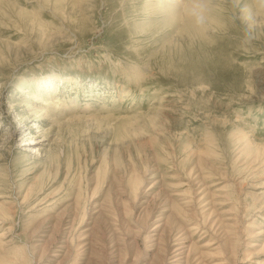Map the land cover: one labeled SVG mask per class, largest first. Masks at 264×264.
<instances>
[{
  "label": "rangeland",
  "instance_id": "obj_1",
  "mask_svg": "<svg viewBox=\"0 0 264 264\" xmlns=\"http://www.w3.org/2000/svg\"><path fill=\"white\" fill-rule=\"evenodd\" d=\"M169 2L0 0V264H264V32Z\"/></svg>",
  "mask_w": 264,
  "mask_h": 264
},
{
  "label": "clouds",
  "instance_id": "obj_2",
  "mask_svg": "<svg viewBox=\"0 0 264 264\" xmlns=\"http://www.w3.org/2000/svg\"><path fill=\"white\" fill-rule=\"evenodd\" d=\"M218 0H179L170 6L171 16L195 42L210 33L235 31L238 47L249 52L264 32V0H231L221 14Z\"/></svg>",
  "mask_w": 264,
  "mask_h": 264
},
{
  "label": "bare ground",
  "instance_id": "obj_3",
  "mask_svg": "<svg viewBox=\"0 0 264 264\" xmlns=\"http://www.w3.org/2000/svg\"><path fill=\"white\" fill-rule=\"evenodd\" d=\"M174 1H175V4H178V3H179V2H178L179 0H171V2H169V0H168V1L166 0V2H169V3H173ZM169 3H167L166 5L171 6L172 4L170 5ZM116 85H117V84H116ZM123 93H124V92H123ZM124 94H125V93H124ZM122 98H123V97H122Z\"/></svg>",
  "mask_w": 264,
  "mask_h": 264
}]
</instances>
